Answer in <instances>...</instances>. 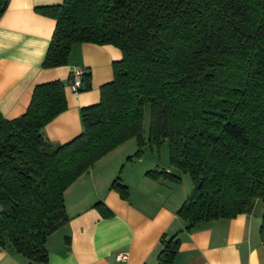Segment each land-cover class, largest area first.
I'll list each match as a JSON object with an SVG mask.
<instances>
[{
	"label": "trees",
	"instance_id": "16d2710c",
	"mask_svg": "<svg viewBox=\"0 0 264 264\" xmlns=\"http://www.w3.org/2000/svg\"><path fill=\"white\" fill-rule=\"evenodd\" d=\"M8 2L0 0V16ZM40 11L55 20L43 69L66 66L81 43L111 45L122 58L99 102L80 110L82 133L68 143L43 135L67 108L59 81L35 86L19 117L0 114V248L46 263L47 237L69 221L65 191L131 139L137 149L127 163L145 146L168 145L177 175L146 177L179 184L188 175L192 190L176 212L186 231L250 214L259 201L264 245V0H63ZM82 84L90 88L89 75ZM110 189L128 198L119 178ZM93 207L112 216L102 202ZM178 246L163 235L157 264H174Z\"/></svg>",
	"mask_w": 264,
	"mask_h": 264
},
{
	"label": "crops",
	"instance_id": "0c3cea01",
	"mask_svg": "<svg viewBox=\"0 0 264 264\" xmlns=\"http://www.w3.org/2000/svg\"><path fill=\"white\" fill-rule=\"evenodd\" d=\"M62 2L9 0L0 16V114L7 120L19 117L26 111L35 86L61 82L67 108L43 129L44 137L54 144L68 143L82 133L80 110L99 102L100 88L113 79V63L122 58L111 45L81 43L72 46L66 66L43 69L55 20L40 10ZM76 68L89 75L90 88L84 90L81 84L78 93L72 94L69 84ZM147 132H143L144 137ZM130 141L136 145L133 139L123 143L65 191L69 221L47 237L44 264H157L163 235L176 236L179 242L174 264H264L259 236L263 209L259 201L250 214L213 220L186 231L176 212L192 185L182 192L181 176L179 184L145 176L150 171L148 166L160 159L162 147L157 152L145 146L140 159L131 163L124 159V165L106 160ZM163 171L177 175L169 169ZM116 178L128 188L127 199L110 189ZM97 202L111 211L110 218L101 217L93 207ZM117 253H127V261L117 262ZM0 264L41 263L28 261L6 245L0 248Z\"/></svg>",
	"mask_w": 264,
	"mask_h": 264
},
{
	"label": "rangeland",
	"instance_id": "374dc122",
	"mask_svg": "<svg viewBox=\"0 0 264 264\" xmlns=\"http://www.w3.org/2000/svg\"><path fill=\"white\" fill-rule=\"evenodd\" d=\"M148 127H149V105L147 104L144 106V115H143V122H142V129L144 133L147 132ZM136 149L137 148H136L134 141H130V143L124 145L122 149H119L115 153H112L111 155H109L106 158V160H112V161L118 160V163H120L119 165H124V159L126 161L127 157H130L136 151ZM158 161H155L154 165L153 163H151L150 164L151 166H148L150 167L149 168L150 171H163V170L169 169L173 173L175 172V170L172 168H169V165H168V145L167 143H165L162 146L160 150V159ZM137 164H141V163H137ZM134 166H139V165H134ZM128 168H131V167L127 166V169ZM133 168L135 169L136 167H133ZM180 176L183 180V183L180 186L181 188L179 190L183 192L184 189H187L190 187L191 183H190V179L188 175H180ZM106 183H109V180Z\"/></svg>",
	"mask_w": 264,
	"mask_h": 264
},
{
	"label": "built area",
	"instance_id": "2783aa9c",
	"mask_svg": "<svg viewBox=\"0 0 264 264\" xmlns=\"http://www.w3.org/2000/svg\"><path fill=\"white\" fill-rule=\"evenodd\" d=\"M83 74L84 72L82 69H79V68L73 69L72 74H71L72 75L71 81L69 84V89L72 94L78 93V90L82 84ZM114 257L117 262H125L128 259L127 253H117L115 254Z\"/></svg>",
	"mask_w": 264,
	"mask_h": 264
},
{
	"label": "water",
	"instance_id": "95a60500",
	"mask_svg": "<svg viewBox=\"0 0 264 264\" xmlns=\"http://www.w3.org/2000/svg\"><path fill=\"white\" fill-rule=\"evenodd\" d=\"M200 185V183L198 184V186Z\"/></svg>",
	"mask_w": 264,
	"mask_h": 264
}]
</instances>
